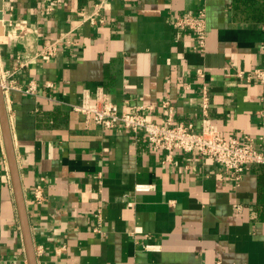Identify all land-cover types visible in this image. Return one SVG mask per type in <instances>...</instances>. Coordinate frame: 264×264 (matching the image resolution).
<instances>
[{"label": "crops", "instance_id": "1", "mask_svg": "<svg viewBox=\"0 0 264 264\" xmlns=\"http://www.w3.org/2000/svg\"><path fill=\"white\" fill-rule=\"evenodd\" d=\"M54 1L46 11L44 0H3L0 36V74L37 86L5 98L38 264H264V166L237 184L211 159L176 152L164 163L143 134L87 126L72 109L103 89L121 109L153 105L154 123L169 100L174 124L199 130L207 85L221 133L264 151V85L236 76L264 68V0H108L105 23L82 24L73 45L63 37L98 0ZM200 9L205 52L173 26ZM55 41L56 56H41ZM0 264H28L1 123Z\"/></svg>", "mask_w": 264, "mask_h": 264}, {"label": "built area", "instance_id": "2", "mask_svg": "<svg viewBox=\"0 0 264 264\" xmlns=\"http://www.w3.org/2000/svg\"><path fill=\"white\" fill-rule=\"evenodd\" d=\"M108 0H98L93 5V11L87 13L81 10L77 25L63 38L69 45H73L72 33L84 23L93 26L105 23L102 9ZM49 3L46 11L53 10L54 0H44ZM173 26L177 30L189 31L194 33L196 46L195 49L205 52L207 47V21L204 9L197 11V14H183L173 21ZM58 52V41L47 44L40 52L41 56L55 57ZM15 71H5L1 73V86L5 97L12 90H19L29 95H36L37 86L35 82H30L26 88L19 87L13 80ZM199 76H205L204 69H198ZM236 76L247 83L260 82L264 85V68L257 67L251 71H238ZM186 89L190 85L183 83ZM51 87V83H47ZM201 112L202 120L200 129L197 130L193 123L174 124L175 108L171 101L165 100L159 106L163 109L165 119L163 123H154L148 120V113L154 109L153 105H135L121 109L110 95L103 89H98L94 101H91L88 93L84 95L80 105H73L74 112L84 117L85 124L88 126L94 123L104 130L123 128L128 132L139 135L143 134L148 144L155 150L165 154L164 163L173 161L176 152H183L194 156H200L213 160L222 165L225 172L232 180L239 184L244 173L254 166H264V151L257 149V140L251 136L236 137L225 136L213 123L210 115L211 97L209 87L204 85L201 93ZM264 143V135L259 138ZM5 158V156H4ZM152 187L149 185H138L137 191H148ZM37 199L41 198V189L36 191ZM240 207H237L239 209ZM99 219V214L96 215ZM99 231L100 228H96ZM150 251L157 250V246H146Z\"/></svg>", "mask_w": 264, "mask_h": 264}, {"label": "water", "instance_id": "3", "mask_svg": "<svg viewBox=\"0 0 264 264\" xmlns=\"http://www.w3.org/2000/svg\"><path fill=\"white\" fill-rule=\"evenodd\" d=\"M3 9H4V3L3 0H0V36L3 35V20H4ZM0 123L3 133L6 157H7L9 171L13 185V192L17 207V213H18L21 231L23 235V241L25 245L27 262L28 264H38L34 240L31 232L28 209L26 205L25 195H24L19 167L17 163V157H16L13 139L10 130L6 98L1 86V74H0Z\"/></svg>", "mask_w": 264, "mask_h": 264}, {"label": "trees", "instance_id": "4", "mask_svg": "<svg viewBox=\"0 0 264 264\" xmlns=\"http://www.w3.org/2000/svg\"><path fill=\"white\" fill-rule=\"evenodd\" d=\"M263 178H261V181H262Z\"/></svg>", "mask_w": 264, "mask_h": 264}]
</instances>
